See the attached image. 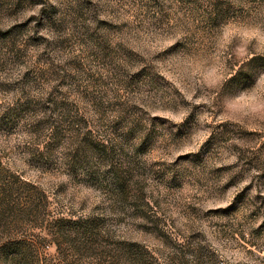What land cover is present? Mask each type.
I'll return each mask as SVG.
<instances>
[{"label": "rangeland", "instance_id": "1", "mask_svg": "<svg viewBox=\"0 0 264 264\" xmlns=\"http://www.w3.org/2000/svg\"><path fill=\"white\" fill-rule=\"evenodd\" d=\"M0 264H264V0H0Z\"/></svg>", "mask_w": 264, "mask_h": 264}]
</instances>
